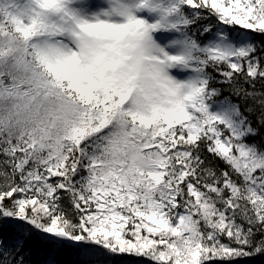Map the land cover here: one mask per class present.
Segmentation results:
<instances>
[{"label": "snow or ice", "instance_id": "obj_1", "mask_svg": "<svg viewBox=\"0 0 264 264\" xmlns=\"http://www.w3.org/2000/svg\"><path fill=\"white\" fill-rule=\"evenodd\" d=\"M0 264H264V0H0Z\"/></svg>", "mask_w": 264, "mask_h": 264}]
</instances>
